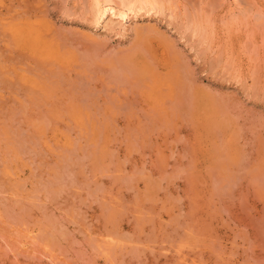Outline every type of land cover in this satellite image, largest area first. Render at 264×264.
I'll return each instance as SVG.
<instances>
[{
    "label": "rangeland",
    "instance_id": "obj_1",
    "mask_svg": "<svg viewBox=\"0 0 264 264\" xmlns=\"http://www.w3.org/2000/svg\"><path fill=\"white\" fill-rule=\"evenodd\" d=\"M159 1L0 0V264H264V0Z\"/></svg>",
    "mask_w": 264,
    "mask_h": 264
},
{
    "label": "bare ground",
    "instance_id": "obj_2",
    "mask_svg": "<svg viewBox=\"0 0 264 264\" xmlns=\"http://www.w3.org/2000/svg\"><path fill=\"white\" fill-rule=\"evenodd\" d=\"M91 8H92V13H93V19H92V22L90 23L91 28H94V27L97 28L100 25L102 19H103V21H105L104 18H106L108 20H112V19L114 20L116 17L117 19H119L118 21L120 22V21L125 20L128 17L131 18V15H134V18H135V15H137V13L140 12L141 10L142 11L145 10L147 13L149 11H151V12L152 11H155V12H159V11L163 12L164 11L163 5H162L161 1H159V0H119V1H117V0H92ZM129 22H131V21L129 20ZM129 22H128V25H129ZM126 24H125V26H126ZM102 26L106 27V24L103 23ZM125 28H128V27H125ZM125 28H123V29L125 30ZM23 34H25V33H23ZM25 38H27V37L25 36ZM20 39H22V38H20ZM29 43H31V42L29 41Z\"/></svg>",
    "mask_w": 264,
    "mask_h": 264
}]
</instances>
